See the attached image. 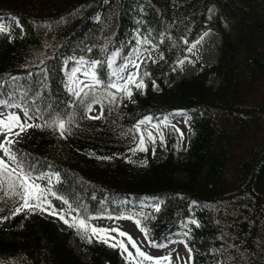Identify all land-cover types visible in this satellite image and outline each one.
Returning <instances> with one entry per match:
<instances>
[{
    "label": "trees",
    "instance_id": "trees-1",
    "mask_svg": "<svg viewBox=\"0 0 264 264\" xmlns=\"http://www.w3.org/2000/svg\"><path fill=\"white\" fill-rule=\"evenodd\" d=\"M3 16L16 17L23 32H0V98L38 109L42 118L32 124L75 114L66 138L46 127L10 137L33 175L58 172L53 191L81 216L140 219L148 240H180L194 264H264V0H0ZM208 28L221 34L215 64L166 86ZM128 30L164 58L141 64L140 74L150 73L144 93L133 87L131 99L105 100L103 118L88 120L82 106L70 107L62 60L106 62ZM98 71L107 80V64ZM211 76L217 85L207 83ZM177 109L193 131L183 155L160 159L148 144L146 164H134L136 123ZM144 199L157 200L160 211L142 206ZM21 204L0 189V264H127L117 249L77 231L89 255L83 260L70 231L48 216L16 214Z\"/></svg>",
    "mask_w": 264,
    "mask_h": 264
},
{
    "label": "snow or ice",
    "instance_id": "snow-or-ice-1",
    "mask_svg": "<svg viewBox=\"0 0 264 264\" xmlns=\"http://www.w3.org/2000/svg\"><path fill=\"white\" fill-rule=\"evenodd\" d=\"M12 21L16 24H20V21L16 17L11 18ZM5 29L3 24H0V32H3ZM187 43V41H185ZM137 44H151V41L148 37H145L143 40H138ZM92 50L89 49V52ZM136 51V50H134ZM191 51V49H189ZM148 53V49L145 48L140 55ZM150 55V53H148ZM119 54L116 53L112 55L106 62L100 60H86L81 57L76 61V66L69 69L65 65L64 71L70 73L68 75V83L66 84L68 93L74 98L70 107L74 105L82 106L84 109V115L89 119H102L104 116V107L103 101H107L108 104H115L120 98L131 99L133 96V87L137 90L142 91L147 88V85L144 83V77L150 75L147 71L143 73V76L139 74V69L143 61L138 62L137 59H133L132 55L129 54L124 58L123 63L117 65L116 61ZM103 63L107 64L109 72L107 74V80L102 79V74L98 69L102 66ZM183 63V61H181ZM135 68L136 71L129 72L125 77L124 73L129 68ZM83 77V79H81ZM45 74V79H46ZM15 80V78H13ZM153 87H156L155 81H152ZM98 90H103L101 95ZM114 90V91H113ZM95 104L101 105L100 115L92 116L93 106ZM18 109L22 110L23 113V122H21V116L17 111H9L5 113L0 111V131L11 132L13 128H19V132L16 135H19L20 132H24L27 129L32 127H46L56 130L58 128L59 134L62 138H66V133L71 132L70 125L75 119V114L65 120L62 116L56 115L54 118L48 119L43 125L40 123L32 124L29 121L37 120L42 118V113L37 109L30 112L29 107H23L20 103H13L9 99L0 98V109ZM153 117L146 116L143 119L139 120L135 125V130L139 134L138 144L135 148L130 149V151H147L148 144L156 143V136H154L152 129H155L157 134H160L161 142H163L162 133L160 129L162 124H166L168 121L167 117L163 118V121L158 123H153ZM147 126V127H145ZM177 131H179L177 129ZM146 134V135H145ZM183 136V133H180ZM135 138V137H134ZM0 151L3 155L0 156V189L4 190V195L7 196L11 193L14 197L22 201L20 207L16 209V214H19L21 209L24 208H36L40 211L46 212L49 215H57L59 219L62 220L65 224L70 227L76 228L77 231L84 232L86 238L91 242V238L95 236L98 240L103 243L109 244L111 247H119L121 254L127 253V264H171V255H150L145 251L141 250V247L137 246L136 242L133 240L131 235H128L127 232L122 231L118 228H103L93 226L90 221L93 219H102L103 217H83L80 215V210L78 208H73L69 204L68 200L62 199L57 196L56 192L53 191L51 186L52 177L47 174H32V165L25 166L24 162L18 158V150L14 149L13 141L9 139L8 136H5L3 140H0ZM7 157V160H5ZM107 159L108 157H104ZM55 180L60 181V174L58 172L53 173ZM47 179L49 181V186H42L38 181ZM6 186V187H5ZM52 196L57 199H62V202L67 205L68 210L72 213H75V216L71 217V223L69 219L65 218V215L62 211H57L55 206L51 204L49 196ZM155 211H160V205L157 203L154 205ZM112 219L111 216L107 217ZM121 219H131L132 217H120ZM135 223L139 225L141 223L140 219L135 220ZM196 227L200 225L197 221H191ZM147 236V230L144 228L140 229ZM117 233L118 237L123 238L127 237L128 243L131 244L132 248L135 249V256L131 251H128L127 245L124 243L123 239H117L116 236H112L111 233ZM187 235V233H185ZM114 241V242H112ZM150 246L153 248H166L167 244L161 242H150ZM185 247L188 252V261L189 264H194L191 248L185 244Z\"/></svg>",
    "mask_w": 264,
    "mask_h": 264
},
{
    "label": "rangeland",
    "instance_id": "rangeland-1",
    "mask_svg": "<svg viewBox=\"0 0 264 264\" xmlns=\"http://www.w3.org/2000/svg\"><path fill=\"white\" fill-rule=\"evenodd\" d=\"M210 10L211 12H214L213 8H211ZM10 24L14 27V30L17 33L21 32V28L18 26V24L14 23L12 20H10ZM128 37H129L128 39L132 37L136 39L137 41L143 40L142 38H139L137 35L135 36L129 35ZM128 39L126 41H128ZM220 40H221V35L218 32L211 30V29L204 31L200 35V37L190 46L189 49H191V51H189L188 56L181 60L183 61V63H181L180 61L174 73L171 76H168L165 78L164 80L165 85L171 86L183 77L192 76L198 73L202 66L212 65L213 63H215L218 57V47L220 44ZM123 45L124 46L120 50L115 51L112 54V55L116 53L119 54L118 59L116 61L117 65L123 63L124 58L127 57L129 54L132 55L133 59L138 58V62H140L141 60H149L150 58L153 59L155 62H157L161 59V56H159V54L156 53V50L154 48L148 49V53H150V55L148 53H145L144 55H140V52H142L145 49L143 47L144 44H138L141 47L140 51H134L133 48L130 47L125 42L123 43ZM75 66H76V63H74L73 65H68L67 67L71 69L72 67H75ZM133 71H136V69L130 67L127 71H125L124 76L126 77L129 74V72H133ZM69 74L70 73H66V76H67L66 84L68 83ZM81 79H83V77H81ZM209 82L217 85L219 83V79L212 76ZM155 84L157 85L156 87H153L155 90L161 89V86L158 83H155ZM0 111H4L5 113H7L9 111H17V110L3 108V109H0ZM17 112H19L21 116V122H23V116L21 112L20 111H17ZM166 117L168 118V121L166 124H162V127L160 129V133H162V136H163V142H161L160 134H157L156 130L152 129L154 136H156V143L154 145L150 144V146L153 145V148L154 147L158 148L156 151V156L160 159H164L167 156L169 151H172L174 156L178 158L182 156L183 153L185 152L188 141L193 131L187 125L184 114L181 111H175ZM161 121H163V119L160 120L159 122ZM177 129L179 131H177ZM19 131H20L19 128H13L10 133L0 131V140H3L5 136L10 137L13 133H17ZM181 132L183 133V136L180 135ZM147 147L149 146L147 145ZM147 151H135L129 156V158L133 163L137 165H145L146 160H147L146 158ZM2 155L3 153L2 151H0V156ZM5 160H7V157H5ZM38 183L49 184V181L45 179L42 181H38ZM49 200L51 204L55 206L56 210L62 211L63 214L65 215V218L69 219L71 223V217L74 216V214L68 210L67 205H65L62 202V199H57L50 195ZM145 202L146 204L143 203L144 206L153 208V209H154V205L157 204L154 201H151V202L145 201ZM21 210L24 211L27 215L40 214L43 216L51 217L58 224L61 230L68 231L70 229H73V230L76 229V228L70 227L67 224H65L62 220L59 219V216L57 215H49L48 213L40 211L39 209H36V208H31V209L24 208ZM120 217H125V216H119L117 218L112 217V219L103 217L102 219H93L90 221V223L93 226H97V227H103V228H108V229L118 228L122 231L127 232L128 235L132 236L137 246L141 247L142 251H145L150 255H156V256L170 254L171 264H189L186 258V256L188 257V252H187L185 245L181 244L178 241H175V242L167 243L168 247L166 248H160V249L153 248L150 246V243L147 242L144 232L141 231V233H139L136 231L134 227L135 221H133L132 219H121ZM1 226H2V222L0 221V227ZM111 235L116 236L117 239H123L124 243L127 245L128 251H131L133 253V256H135V249H133L131 244L128 243L127 237L120 238L115 232H112ZM70 241H71V245L73 246L75 252L79 253L82 259H84L85 261H88L89 255L81 254L82 247L80 243L77 241L76 233L72 234ZM107 245L110 246L109 244ZM115 248L118 249L122 258L127 259V253H124L122 255L119 247H115Z\"/></svg>",
    "mask_w": 264,
    "mask_h": 264
},
{
    "label": "bare ground",
    "instance_id": "bare-ground-1",
    "mask_svg": "<svg viewBox=\"0 0 264 264\" xmlns=\"http://www.w3.org/2000/svg\"><path fill=\"white\" fill-rule=\"evenodd\" d=\"M134 227L136 229L137 232L141 233V230L139 229L138 225L136 223H134ZM179 247V246H178ZM181 248V247H180ZM187 261H188V257L186 256ZM189 262V261H188Z\"/></svg>",
    "mask_w": 264,
    "mask_h": 264
}]
</instances>
